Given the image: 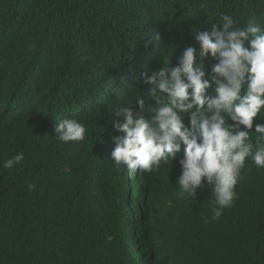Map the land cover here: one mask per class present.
<instances>
[{"label": "trees", "instance_id": "trees-1", "mask_svg": "<svg viewBox=\"0 0 264 264\" xmlns=\"http://www.w3.org/2000/svg\"><path fill=\"white\" fill-rule=\"evenodd\" d=\"M219 13L264 29V0H0V264H264V168L250 158L216 221L208 185L192 198L176 183L183 146L153 172L111 159L113 112L144 97L151 115L141 74L199 50ZM63 118L83 141L54 136ZM256 123L264 109L253 152Z\"/></svg>", "mask_w": 264, "mask_h": 264}, {"label": "clouds", "instance_id": "clouds-1", "mask_svg": "<svg viewBox=\"0 0 264 264\" xmlns=\"http://www.w3.org/2000/svg\"><path fill=\"white\" fill-rule=\"evenodd\" d=\"M215 21L210 29L194 33L199 50L187 46L175 65L141 74L151 86L145 90L154 101L147 108L151 115L144 114L145 99L139 97L135 108L121 106L111 120L122 133L113 137L111 159L126 165L130 175L158 171L161 162L173 161L183 146L176 183L192 198L198 188L210 187L211 221L234 206L246 158L264 168V123L255 124L259 134L255 152L249 139L254 118L264 109V29L254 19L238 27L225 13ZM209 55L216 61L210 72L204 61ZM213 86L215 95L207 91ZM86 131L78 120L63 118L57 121L54 136L64 143L83 141ZM23 160V152H18L3 161V167L14 168Z\"/></svg>", "mask_w": 264, "mask_h": 264}]
</instances>
